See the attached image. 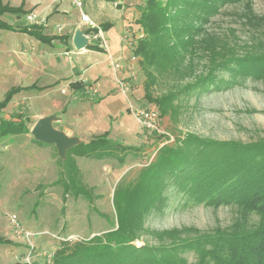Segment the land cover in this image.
Returning <instances> with one entry per match:
<instances>
[{"label": "rangeland", "instance_id": "obj_1", "mask_svg": "<svg viewBox=\"0 0 264 264\" xmlns=\"http://www.w3.org/2000/svg\"><path fill=\"white\" fill-rule=\"evenodd\" d=\"M0 1H9V5L18 6L22 0ZM38 1L42 4L34 8L37 14L51 0ZM86 1L88 0H83V5ZM89 1L95 6L100 0ZM114 1L115 6L108 3L107 6L111 8L97 11L106 14L110 9H118L124 19V29L121 28V19L114 12L111 14L113 17L109 16L113 18L110 19V26L102 33L89 31V37L96 43H103L104 40L110 55L121 56L123 67L117 72L118 76L126 80L134 76L133 88L128 94L129 100L137 107L155 108L159 112L162 132H148L138 125L128 109L127 100L119 92L114 73L107 65L105 52L87 50L80 54L78 49L71 46V52L65 54L66 46L58 41L54 45L42 44L48 54L43 55L40 48L31 53V46L27 42L21 43L18 33L0 29V101L11 86H27L35 82L34 88L14 95L0 111V118L18 119L15 114H20L26 128L22 132L0 135V264H50V255L59 240L83 242L95 234L116 227L113 203L116 183L120 181L126 185L136 182L140 170L153 160L162 145L174 144L187 134L241 143L264 139V80L239 77L237 81H228L232 78L230 71L219 67L224 59L223 62H227L239 58L244 52L264 53V0L225 4L205 23H183L184 26H193L189 29L193 30L188 37V40H192L189 52L171 60L173 65L161 61V66L151 73L154 76L151 90L154 98L175 94L166 114H161L153 103V98L150 101L145 96L144 81L147 74L142 64L145 66L146 62H142L139 53H134L139 41L147 36L140 15L147 9L148 0ZM161 1L164 6L165 0ZM62 6L67 12L60 11L48 20V16L55 13L53 10L44 17V27L47 28L45 33L52 32L48 21L63 23L67 16L74 17L79 13L70 0H63ZM30 7L27 2L19 16L7 13L1 19L15 26H24L27 23L26 10ZM38 18H42V15L38 14ZM102 20L105 22V19ZM92 21L97 28L101 24L97 19L93 18ZM124 35L129 43L121 40ZM177 39L172 37L168 43L172 44ZM205 40L212 45L210 52ZM20 47L22 49H18ZM15 50L19 53L15 54ZM212 52L215 54L212 55ZM130 56L135 58L132 63ZM44 57L48 59L45 60ZM77 59H81L80 64L83 65H87L90 60L98 63L102 99L94 103L96 107L86 101L74 109V114L79 111L87 113V116L80 121L74 120L76 122L73 121L72 125L68 123L71 121L68 114L60 111V106L66 105L69 99L61 92L66 81L61 80L58 85L48 84L54 81L56 69L67 67L68 63H75ZM32 63L38 65V72L32 68L29 72L23 71V74L12 71L15 67L21 71L25 64ZM150 68L152 70V66ZM47 70L53 71L52 75ZM211 72L214 80H218L219 87L214 81L208 91L190 89L185 93L187 84H192L195 79ZM89 73L84 71L83 75L89 76ZM43 86L46 88L39 89ZM68 89L71 90L72 87ZM69 100L68 107L72 105V97ZM44 108L53 112L49 115L54 116L52 125L55 129L68 127L79 140L88 141L108 131L109 138L116 144V157H75L78 180L70 181L67 173L62 171L60 162L66 156L60 159L53 144L41 143L31 135V129L39 119L36 118V113ZM61 116L65 122L58 121ZM170 136L172 140L168 141ZM124 147L129 149L126 148L123 153ZM117 155L122 157V161ZM80 187L85 190L84 193L73 192ZM12 215L16 216L15 222L10 219ZM236 222L250 229L257 226L259 217L255 213L245 215L231 205H186L177 196H170L164 210L145 217L143 230L134 243L138 246L158 244L157 237L149 231L175 229L179 231L181 238H192L229 228ZM15 225L19 226L18 230L34 233L29 242L16 233L19 231H16ZM186 257L188 262L195 261L192 252H188Z\"/></svg>", "mask_w": 264, "mask_h": 264}, {"label": "trees", "instance_id": "obj_2", "mask_svg": "<svg viewBox=\"0 0 264 264\" xmlns=\"http://www.w3.org/2000/svg\"><path fill=\"white\" fill-rule=\"evenodd\" d=\"M240 1L250 0H165L164 6L161 0L147 1V9L140 15L147 36L139 41L134 53H139L147 65L142 64L147 74L145 96L150 101L154 99L153 103L161 114H166L172 106L175 94L154 98L151 91L154 76L151 73L161 66V61L173 65L171 60L189 52L192 40L188 37L193 33L189 29L193 26H184L183 23H205L220 6ZM22 11V4L12 7L0 2V29L25 32L41 41L53 38L43 35L42 26L33 24L15 28L1 19L7 13L19 16ZM109 26V22H104L85 33H97L99 29L105 31ZM172 37L178 39L169 44ZM65 38V35L60 37ZM206 45L210 52L212 45L208 42ZM85 48L101 50L93 44ZM244 53L219 64L221 70L230 71L234 80L228 81H237L239 77L264 80V53ZM214 79L213 72L195 79L186 85L185 93L190 89L208 91L214 81L219 87L218 80ZM34 87V83L10 87L0 101V111L14 95ZM15 115L18 119L0 118L1 136L26 130L20 114ZM126 148L129 149L124 147L123 153ZM115 149V141L109 138L108 131L88 141H79L65 151L66 157L60 161L62 171L72 181L78 175L75 157H116ZM118 158L122 161V157ZM123 184L118 181L113 193L116 227L83 242L59 240L50 255V264H264V139L241 143L187 134L174 144L162 145L153 160L140 170L138 180ZM73 192L84 193L85 190L80 187ZM170 196H177L186 205L235 206L245 215L255 213L259 222L250 229L236 222L229 228L192 238H181L175 229L149 231L157 237L158 244L136 245L134 240L143 230L145 217L164 210ZM188 252H192L194 262H188Z\"/></svg>", "mask_w": 264, "mask_h": 264}, {"label": "crops", "instance_id": "obj_3", "mask_svg": "<svg viewBox=\"0 0 264 264\" xmlns=\"http://www.w3.org/2000/svg\"><path fill=\"white\" fill-rule=\"evenodd\" d=\"M8 2H1V3L9 5ZM27 2H28V4H30L31 7H30V9L26 10V13H30V12L36 13L34 11V8L39 7L40 4H42L38 0H34V1L22 0L19 5L22 4V7H23L24 4H26ZM62 2H63V0H51L48 4H46V5L44 4L45 7L38 14L42 15V18L45 21L44 17H47L49 15V13H51L53 10L55 11V13L53 15H51V16H48V20H49L50 17L54 16L56 13H58L60 11L65 13L67 11L66 10L64 11L62 9V7H63L62 6ZM108 3H112L113 6L116 5V2L114 0L113 1L112 0H109V1L108 0H105V1L104 0H100V1L96 2L95 6H93L92 2L88 0V1L85 2L83 11L92 20H93V18L97 19L100 23H104L102 19H105V22L111 23L110 19H113V18H110L109 16L111 14H113L114 12H116V16L121 19L120 21H122L121 28L124 29L123 28L124 27V19L121 16V14L118 13V11H117L118 9L115 8L112 11L110 9V12H108L106 14L104 12H102V11H101V13H99L97 11V9L101 10L103 8H106V7H108V8L110 7L111 8V6H107ZM12 7H17V6H12ZM104 16L105 17L108 16V17L104 18ZM74 17L67 16L64 19L63 23H55L54 24L53 22L50 21L51 22L50 23L48 21V25H50V27L52 28V32H50V33H45L44 32L45 30H47V28L44 27V25H46L45 22L34 24V25L42 26L43 35H45L46 37H49V38L53 37L50 41H48V40L47 41H41V40H38V39L34 38L33 36H30L29 34H27L25 32H21V31H17V30H8V31H13L14 33L15 32L18 33L17 35H18L19 40L21 41V43L27 42L28 45L31 46V48L29 47L30 48L29 52L32 53L33 50L37 51L40 48L41 49V53L44 55V54H48V50L44 49V47H42V44L54 45V43L58 42V41L63 43L66 46L65 47V52H64L65 54H68L69 52H71V50H70V49H72L71 46L72 47L74 46L73 43H72L73 34H74L76 29H80L88 37L89 44H93V45H96V46L100 47L101 51L106 53V48H104V46H103V43H105V41L102 40L103 43H96L93 40H91V38L89 37V33L86 34L85 30H89V29H93V28H90L87 25H84V24L79 22V13L76 14ZM111 17H113V16L111 15ZM11 25L13 27H15V28H20V27H24V26H27V25H33V24L27 22L26 25H24V26H22V25L21 26H15L13 24H11ZM57 26H62L63 30L61 32H57L55 30V28ZM84 28H85V30H84ZM4 30H7V29H4ZM100 32L102 33L103 31L100 30ZM64 35L66 36V38L65 39H60V37H62ZM0 44H2V43H0ZM21 46L23 47L24 45H21ZM22 47H20L18 49H22ZM106 47H107V45H106ZM17 50H15V54L19 53ZM87 50H92V49L83 48V49L79 50V53L80 54L81 53H85V52H87ZM107 50H109L108 47H107ZM94 51H97V50H94ZM97 52H99V51H97ZM22 54H24V53H22ZM18 56L20 57V55L17 54V57ZM116 57H121V56L119 55V56H116ZM44 59L47 60L48 58L44 57ZM80 60L81 59H77V61L75 63H71V64L68 63V66H70V67L64 66V68L63 67H59V69H56L57 72L59 71V72H62V73H59V72L58 73L56 72V74L54 73L53 74L54 81H51L48 84L49 86H52V85L60 84L58 82H60L61 80H65L66 81V83L63 84L62 87H61V92H63V94H65V97H67L69 99L72 97L73 101H72V105H70V107H68V104L70 103V100L68 99V101L66 103L67 107H66V105H61L60 106V111H63V114H65V113L68 114V116L71 118V121L68 122V123H70L72 125L74 124L73 123L74 120H77V121L79 120L80 121V120L84 119L85 116H87V113L83 114V113H81L79 111H77L74 114V111H75L74 109L78 108L80 106V104H84L86 101H89L91 103V105H93L99 99H102V94H101V90H100L101 86L99 84V82L101 81V77L98 76V70H100V67H99L98 63L93 61V60H90L87 65H83V64H80ZM16 68L17 67H15L12 71L17 72V74H23L24 73L23 71H25V73H26V71L30 70L31 68L34 69L35 72L39 71L38 65L34 64V63L25 64L24 69L23 70L21 69V71L16 70ZM128 68L130 69L129 66H128ZM68 69H69V72H68ZM48 70H50V69H48ZM84 71H89L90 72L89 76L88 75H83ZM48 73H49V75H52L53 71H48ZM33 83H35V82H33ZM16 86H21V85H16ZM70 87H72L71 90L68 89ZM28 90H30V89H28ZM108 92L109 91H107V93ZM21 93H23V92H21ZM90 97H93V98H90ZM94 105L96 107V104H94ZM50 113H53L51 111V109L44 108L43 111H40V112L36 113L37 114L36 118L38 119V118L47 116ZM89 116H90V114H89ZM74 117H77V118H74ZM3 118H5V117H3ZM5 119H9V118H5ZM58 121L59 122H62V121L65 122V120H63L62 116L60 117V120H58ZM74 122H76V121H74ZM58 130L63 131L68 136L76 137L75 134L68 127L63 126V127L58 128ZM79 141H82V140H79Z\"/></svg>", "mask_w": 264, "mask_h": 264}, {"label": "built area", "instance_id": "obj_4", "mask_svg": "<svg viewBox=\"0 0 264 264\" xmlns=\"http://www.w3.org/2000/svg\"><path fill=\"white\" fill-rule=\"evenodd\" d=\"M70 3L73 4L74 6H76L79 10V22L87 25L90 28H96L97 25L90 19V17L83 11V0H70ZM25 19L28 23H32V24H38V23H42L44 22L43 18H38V14L34 13V12H30L27 13L25 16ZM55 30L57 32H61L63 30L62 26H57L55 28ZM100 32V30H98ZM121 40L126 41L127 42V37L124 35L121 37ZM104 48H106V53H107V65L111 67L112 72L114 73V80L118 86L119 92L124 96V98L127 100V104H128V109L130 111V113L133 115V117L135 118L136 122L138 123V125L143 128L144 130L148 131V132H162V128L159 125V121H160V116H159V112L153 108V107H137L134 106L132 104V102L129 100V92H131V89L133 88V80H134V76H132V78L130 79H125V78H120L117 74L118 71H120L123 67L122 65V61L120 60V57H114L112 55H110L109 51L107 50L106 44L103 43ZM130 61L131 63L135 61L134 56H130ZM172 140V136H170L168 141ZM15 215L11 216V221L15 222ZM17 234L21 235L22 238L26 239L28 242L30 240V236H33L34 233L32 232H27V231H23V230H18V225L14 226ZM33 247H31L32 249Z\"/></svg>", "mask_w": 264, "mask_h": 264}, {"label": "water", "instance_id": "obj_5", "mask_svg": "<svg viewBox=\"0 0 264 264\" xmlns=\"http://www.w3.org/2000/svg\"><path fill=\"white\" fill-rule=\"evenodd\" d=\"M72 43L76 49L80 50L89 44V39L82 30L76 29ZM53 118V115L39 118L31 129V135L37 141L53 144L60 159H62L65 157V151L76 145L79 140L74 136H68L61 130L55 129L52 125Z\"/></svg>", "mask_w": 264, "mask_h": 264}]
</instances>
